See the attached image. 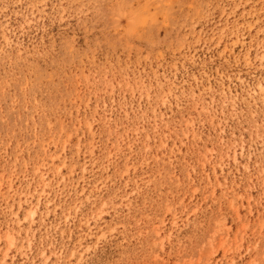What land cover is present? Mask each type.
<instances>
[{
  "label": "rangeland",
  "instance_id": "obj_1",
  "mask_svg": "<svg viewBox=\"0 0 264 264\" xmlns=\"http://www.w3.org/2000/svg\"><path fill=\"white\" fill-rule=\"evenodd\" d=\"M0 264H264V0H0Z\"/></svg>",
  "mask_w": 264,
  "mask_h": 264
}]
</instances>
